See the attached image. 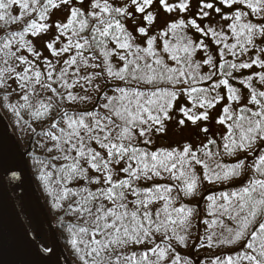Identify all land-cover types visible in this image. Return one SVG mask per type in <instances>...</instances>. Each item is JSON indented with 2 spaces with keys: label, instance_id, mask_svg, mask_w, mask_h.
<instances>
[{
  "label": "snow or ice",
  "instance_id": "1",
  "mask_svg": "<svg viewBox=\"0 0 264 264\" xmlns=\"http://www.w3.org/2000/svg\"><path fill=\"white\" fill-rule=\"evenodd\" d=\"M75 2L80 7H73V0H0V29L24 21L21 31L0 35V89L11 88L10 80L16 82L19 98L24 102L20 107L35 108L32 115L38 119L48 114L52 105L44 100L32 104L30 95L39 96L37 88L73 103L91 100L73 89L87 92L85 85L93 86L98 78L124 85H109L100 91L96 84L99 95L95 107L78 114L64 111L61 117L64 127L58 128L59 121L51 125L58 129L59 136L48 133L62 153L57 159L68 161L59 169L65 178L98 185L95 191L81 188L79 192L69 189L61 193V198L81 197L72 210L83 212L85 222L90 225L80 227L77 231L80 239L71 241L77 253L84 251L88 257L80 256L83 264H182L172 242L186 246V236L181 233L187 231L192 211L175 203L181 196L195 194L200 177L195 174L194 166L204 169L203 179L216 183L238 177L248 157H251L247 165L251 175L238 190L205 197L210 202L207 214L214 219L202 221L210 230L207 243L202 246L213 247L214 238L216 246L241 243L234 255L223 260L217 257L212 264H264V90L255 86L264 87V47L261 46L264 45V0H218L225 8L235 6L230 14H222V9L213 2L199 0L196 19H179L158 33L162 41L160 51L154 47L157 37L149 36L148 30L141 26L135 30L146 38L145 46L135 45V38L123 22L133 19L129 7L134 6L133 11L141 14L143 22L153 24L156 17L148 9L154 0H127L119 6L113 0ZM159 6L165 13H184L190 7V0L175 4L159 0ZM241 7L245 10L241 11ZM52 10H66V22L47 23ZM209 10L228 22L226 27L217 29L208 24L201 27L196 22L208 18ZM51 27L57 35L52 42L45 43V48L52 57L69 54L62 62L41 60L42 53L34 51L32 42L25 39L38 37ZM189 27L217 46L219 62L209 54L204 39L197 42L184 34ZM61 37L67 42L57 49L55 45ZM21 50L43 64L44 71L21 55ZM197 51L204 53L203 65L209 67L203 76L202 64L193 60ZM162 53L175 67L165 62ZM228 56L233 59H227ZM113 57L120 62L119 67L113 65ZM21 65L24 67L17 71ZM81 69L98 71L81 75ZM242 69L253 71L238 81L248 91L241 105L240 90L231 86L230 78ZM213 77H219L218 82L208 87L197 86ZM161 84L172 88L160 87ZM140 85L150 87L142 89ZM180 85L184 87L174 90ZM221 87L226 90L223 97L216 91ZM109 90L112 95L108 94ZM181 94L188 97L192 107L179 109L184 117L178 121L180 126L185 125V120L192 124L208 121L209 110L222 100L227 101L216 119L224 129L218 151L209 150V145H216V140L211 138L197 150L190 144L149 150L151 134L164 132L165 121L171 119L169 112ZM47 99L50 101L52 97ZM234 104L238 107L233 108ZM194 108L203 111L196 114ZM208 131L206 127L200 128V132ZM240 153L244 158L233 165H223L217 159ZM89 171L96 175L90 176ZM121 174L123 178H119ZM165 179L171 183L137 187L140 181ZM153 205L158 206L153 208ZM224 220L232 221L233 225L229 227ZM218 228L220 231H216ZM133 246H143V250L126 251Z\"/></svg>",
  "mask_w": 264,
  "mask_h": 264
},
{
  "label": "trees",
  "instance_id": "2",
  "mask_svg": "<svg viewBox=\"0 0 264 264\" xmlns=\"http://www.w3.org/2000/svg\"><path fill=\"white\" fill-rule=\"evenodd\" d=\"M116 5L119 6V4ZM84 10L87 11V9ZM16 11L17 10L14 8L13 14H15ZM25 19H31V17H26ZM123 22L127 28V24L130 22V19L124 20ZM23 25L24 21L16 25L5 26L3 29H0V35H5L10 31H21ZM131 27V29L127 28V30L135 38L134 44L139 46L142 36L133 31V25H131ZM163 58L170 67H175L174 63L172 64L164 56ZM215 61L219 62V58H216ZM40 71L43 72V69ZM234 76H236L235 72L233 73V77ZM215 79L216 77H213L212 80L207 83H201L197 86L208 87ZM233 79L234 78H230L231 86L234 84ZM9 82L13 84L16 83L11 80ZM107 83L110 84V82ZM111 85L124 86L123 83L119 81H112ZM53 86L55 87V85ZM140 87L143 89L150 86L140 85ZM160 87H167L169 89L172 88L171 85L164 84H161ZM181 87L184 86L180 85L174 90L179 91V88ZM13 89H16V91H13ZM36 91L39 92V96L35 94L30 95L32 104L38 105L40 100L50 103L52 108L48 114L37 119L32 115L35 108H21L20 105L24 102L19 98L18 93H20V90L18 85L17 87L0 89V110L16 137L21 151L25 154L27 168L32 180L35 194L46 211L49 222L59 244L60 256L64 259L66 264H83L80 256L85 255V252L82 251L81 253H77L72 247L71 241L74 238L77 240L80 239V236L77 235V231L80 227H89L90 225L85 222V214L83 212L77 213L72 210L78 206L77 201H80L81 197L77 195L61 198V193L69 189L73 192H79L81 188H88L89 190L95 191L98 185L86 184L82 180L71 179L70 177L65 178V173H62L59 169L68 163V161L63 160L62 158L57 159V157H61L60 152L51 153L48 148H42L41 144L43 139L50 137L48 135L49 132L59 136L58 129H53L51 125L54 122L59 121L58 128L64 127V123L61 119L64 111L71 114H78L81 112L91 111L92 109H84L81 105L75 102L68 103L67 101L58 99L56 96H53L52 93L46 90H41L40 88H37ZM60 91L63 92L62 89ZM50 96L52 99L49 101L47 98ZM183 96L186 97L185 95ZM4 97H7V99ZM241 98L242 105L246 101L247 97L242 95ZM96 103L94 104V107ZM223 131V128L222 131L220 128L217 131L212 130L211 139L216 140V145H209V150L213 152L219 150L220 135ZM92 147L96 148L94 145H92ZM157 148L171 149V147L159 145V143L155 141L151 143L149 150L154 151ZM97 150L100 149L97 148ZM241 158H244L243 153L236 156L222 155L217 159L223 160V165H233ZM250 159L251 157H248L245 160V168L241 170V174L238 177H234L231 180L218 181L216 183H209L207 180L203 179L204 173H200L198 165L194 166L193 170L195 174L200 177L195 194L192 196H181L175 203V206L177 207L181 204L186 205L192 211L189 227L186 232L181 233L186 236V246L179 245L175 241L172 242L176 251L182 257V264H212V261L217 257H219L220 260H223L228 256L234 255L240 250L242 246L241 243L233 244L231 246H214L213 248L203 247L202 243H205L206 241V231L203 229L202 221L208 220L210 217L207 214L208 204L210 202L207 201L205 197L208 195H219L224 192L238 190L247 180L248 176L251 175V169L247 167ZM89 175L94 176L96 174L89 171ZM119 178H123L122 174ZM7 182L10 186V192L15 199L19 213L27 228L32 232H34L35 228L39 229L40 236L37 237L39 246L43 250L48 251L51 247L50 233L43 222V217L40 214L38 207L34 204L35 209L34 214H32L22 193L15 183L10 180ZM153 183L170 184L171 181H168L167 179L163 181H140L137 182V187L143 189L150 187ZM173 195L175 196L176 193L173 192ZM157 206L158 205H153L152 207L155 208ZM157 239H159V237ZM132 250L141 251L143 250V246L139 248L133 246L132 249H127L126 251ZM85 259H88L86 255Z\"/></svg>",
  "mask_w": 264,
  "mask_h": 264
},
{
  "label": "rangeland",
  "instance_id": "3",
  "mask_svg": "<svg viewBox=\"0 0 264 264\" xmlns=\"http://www.w3.org/2000/svg\"><path fill=\"white\" fill-rule=\"evenodd\" d=\"M87 2V0H86ZM114 3L122 5L123 3L127 2V0H113ZM180 0H169L170 4H175V3H179ZM206 2H213L215 4L216 7H219L222 9V14H230L233 10H235V6L234 9H228L225 8L223 5H221L218 0H206ZM73 7H80L79 4H77L75 2V0H73ZM199 7V0H190V7L189 9L184 12V13H180L179 11H175L173 13H165L163 11L162 8H160L159 6V0H154V4L152 7H150L148 9L149 12H152L153 15L156 17L155 22L151 25H148L146 22H143L141 19V14L135 13L133 11L134 6H130L129 7V11L132 12L133 14V19H130V22L127 24V28L131 29V25H133V31L135 33H138L135 29L137 26H141V27H145L148 30V34L149 36H156L157 40H156V44L154 45V47L160 51V47L162 44V41L160 40L158 33L161 32L162 30L165 29V26L171 22L177 21L179 19H184L185 21H187L188 19H196V13ZM88 10V9H87ZM241 11L245 10L242 7L240 8ZM210 11V16L208 18H205L203 21L197 19L196 22L198 24L201 25V27H203L205 24H208L211 27H215L217 29H220L221 26H225L227 25L228 22L223 21L220 19V15L216 14L214 12ZM147 14V13H145ZM67 11L66 10H52L49 19L47 20V23L54 25L55 23H60V22H66V18H67ZM139 34V33H138ZM184 34L187 35L189 38H191L193 41H197L199 39H204L205 43L208 45V52L210 55L213 56V59L215 61L216 58H219L217 55V46L215 44H213L211 42V40L207 37H200L199 33H196L194 29H191L190 27L184 30ZM57 32L55 30L54 27L49 28V30L46 33H42L40 36L38 37H31V36H27L25 37L26 40H30L32 42L33 45V49L34 51L40 52L42 53L41 56V60L43 59H48L53 61V63H55L57 61V59H59L61 62L64 59L68 58L69 54H64L63 56L56 58V57H52L51 54L48 52V50L45 48V43L46 42H52L53 39L56 37ZM70 35V33H69ZM145 37H141L140 39V43L139 46L144 47V41H145ZM165 39H168V37H165ZM67 40L65 37H61L60 38V42L57 43L55 45V47L57 49H59L60 47L63 46L64 43H66ZM231 42V41H230ZM262 47H264V45H261ZM21 55L26 56L28 59L33 60V62L37 65V67L39 68V70L43 69L44 71V67L43 64H41L39 61L34 60V58L32 56H30L26 50H21ZM162 55L168 60L167 55L163 54ZM251 55V53H250ZM205 55L203 52L197 51L194 56H193V60L200 62L202 64V67L200 68V74L201 75H205L209 72V67L207 65H203V60L205 59ZM248 57H241V59H247ZM227 59L231 60L233 59L231 56H228ZM170 61V60H169ZM172 64L174 62L170 61ZM239 62V61H237ZM91 63V61H90ZM112 63L114 66L119 67L120 66V62L118 61L117 58L113 57L112 58ZM59 64L57 65V68H59ZM24 66L21 65L20 68H18L17 70H21ZM71 71V70H70ZM94 71H98V69H81V75H86L89 72H94ZM252 69H248V70H240L235 72L234 76V84L232 85V87L237 88L240 90L241 96H248V91L247 89H244L242 85H240L238 83V81L240 79H243L245 77H247L248 75H250L252 73ZM255 71H261L260 69H255ZM219 77H216V79L214 80V82H218ZM109 83H106L105 79H97L93 82V86H89V85H85L86 88H88L87 92H84L82 89H73L74 92H78L80 95H87L90 96L92 99L86 102H81V101H76L75 103L81 105L84 109H93L94 108V104L97 102V98L99 93L97 92L95 85L98 84L100 86V91L105 90L106 88H108L109 85H111L112 81H108ZM212 82V83H214ZM12 87H17L16 83H11ZM258 90L263 89L264 87L259 86V85H255ZM11 87V88H12ZM211 91V89H210ZM220 96H225L226 90L221 87L220 89L216 90ZM109 95H112V92L109 90L108 91ZM227 101L226 100H222V102L220 104H217L216 107L214 109L209 110V120L208 121H204V122H197V124H192L190 121L185 120V125L184 126H180L178 124V121L180 119H184V117L182 116V114L180 113L179 109L181 107H185V108H191L192 105L188 103V97H184L183 95H180L179 98L175 101L174 103V107L172 108V110L169 112V116L171 117L170 120L165 121V130L163 133H152L151 134V140L152 143L157 141L159 143V145H164L167 147H176V148H182V146L184 144H190L193 147V150H197L199 147H201L203 144L207 143L208 138H211L212 135V130L213 131H217L219 130V128L222 131V126L218 125L216 123V119L219 117L221 109L223 107L224 104H226ZM238 105H233V108H235ZM202 109L199 108H194L193 112L196 114H199L200 112H202ZM208 128V133H203L200 132V128ZM96 148H98L96 145H94ZM42 148H48L49 152L51 153H55V152H60L61 156L62 153L61 151L58 150L57 148V142L51 140L50 137H46L45 139L42 140V144H41ZM64 147H67L66 145ZM51 149V151H50ZM74 155V153H73ZM198 155H200V153L198 152ZM204 159H207V157H204ZM219 162L221 164H223V160H219ZM200 173H204V169H202L200 166H198ZM8 187L10 189V186L8 184ZM214 219V217H209L208 220H212ZM217 219H223L222 217H217ZM224 223L226 225H228L229 227H231L233 225L232 221H228V220H224ZM203 229H205L206 231V238H207V234L210 231L207 226L205 224H203ZM216 231H220V229H216ZM205 238V239H206ZM205 243H207V239L205 241ZM216 246V240L215 238L213 239V247ZM211 247V248H213ZM208 248V247H206ZM200 250V249H199ZM59 262H61L59 260Z\"/></svg>",
  "mask_w": 264,
  "mask_h": 264
},
{
  "label": "water",
  "instance_id": "4",
  "mask_svg": "<svg viewBox=\"0 0 264 264\" xmlns=\"http://www.w3.org/2000/svg\"><path fill=\"white\" fill-rule=\"evenodd\" d=\"M0 172L10 205L0 191V264H62L59 244L42 203L38 200L28 172L25 154L14 136L9 124L0 110ZM12 181L22 193L32 214L34 204L43 217L50 233V252H54V263L45 259L47 254L40 249L35 238L40 236L39 229L34 232L27 228L10 192L7 181ZM59 260L61 262H59Z\"/></svg>",
  "mask_w": 264,
  "mask_h": 264
},
{
  "label": "bare ground",
  "instance_id": "5",
  "mask_svg": "<svg viewBox=\"0 0 264 264\" xmlns=\"http://www.w3.org/2000/svg\"><path fill=\"white\" fill-rule=\"evenodd\" d=\"M0 191L1 193H3V195L5 196V199L7 201V203L10 205V199L9 197L7 196L6 194V191H5V188H4V181H3V177H2V174L0 172ZM54 252H49L45 255V259L47 261H49L50 263H54Z\"/></svg>",
  "mask_w": 264,
  "mask_h": 264
}]
</instances>
